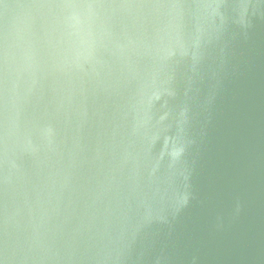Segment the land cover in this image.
<instances>
[{
    "label": "water",
    "instance_id": "1",
    "mask_svg": "<svg viewBox=\"0 0 264 264\" xmlns=\"http://www.w3.org/2000/svg\"><path fill=\"white\" fill-rule=\"evenodd\" d=\"M0 264H264V0H0Z\"/></svg>",
    "mask_w": 264,
    "mask_h": 264
}]
</instances>
